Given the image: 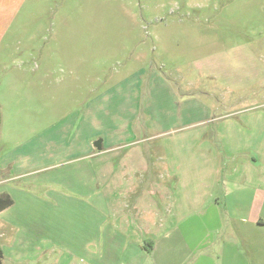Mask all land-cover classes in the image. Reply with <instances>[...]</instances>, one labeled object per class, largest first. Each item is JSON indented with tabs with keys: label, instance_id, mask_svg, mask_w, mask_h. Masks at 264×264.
I'll return each instance as SVG.
<instances>
[{
	"label": "rangeland",
	"instance_id": "rangeland-1",
	"mask_svg": "<svg viewBox=\"0 0 264 264\" xmlns=\"http://www.w3.org/2000/svg\"><path fill=\"white\" fill-rule=\"evenodd\" d=\"M263 112L264 0H0V176L36 243L15 264H136L236 166L221 126Z\"/></svg>",
	"mask_w": 264,
	"mask_h": 264
},
{
	"label": "crops",
	"instance_id": "crops-1",
	"mask_svg": "<svg viewBox=\"0 0 264 264\" xmlns=\"http://www.w3.org/2000/svg\"><path fill=\"white\" fill-rule=\"evenodd\" d=\"M258 118L264 119L245 116L236 124L221 126V163L225 168V163L234 162L235 153L236 166L226 169L220 181L211 178L202 192L196 190L195 194H201L196 200L192 192L189 199L193 196L194 204L185 217L168 215V220L158 214V233L147 249L141 239L134 247L138 253L136 264H264V122ZM212 155H202L204 162L209 163ZM6 182L0 176V196L11 199V193L3 187ZM210 186L211 193L207 190ZM15 208L12 201L0 211L2 264H15L22 258L24 262L33 261L29 252L36 245L35 236L32 243L25 244L30 236H20L18 218L9 217ZM126 220L129 222V217ZM143 231V226H136L137 233Z\"/></svg>",
	"mask_w": 264,
	"mask_h": 264
},
{
	"label": "trees",
	"instance_id": "trees-1",
	"mask_svg": "<svg viewBox=\"0 0 264 264\" xmlns=\"http://www.w3.org/2000/svg\"><path fill=\"white\" fill-rule=\"evenodd\" d=\"M12 204V200L7 195L0 196V211L6 209ZM2 251L0 249V264H2Z\"/></svg>",
	"mask_w": 264,
	"mask_h": 264
},
{
	"label": "water",
	"instance_id": "water-1",
	"mask_svg": "<svg viewBox=\"0 0 264 264\" xmlns=\"http://www.w3.org/2000/svg\"><path fill=\"white\" fill-rule=\"evenodd\" d=\"M94 147L97 151H101V140L96 141Z\"/></svg>",
	"mask_w": 264,
	"mask_h": 264
}]
</instances>
